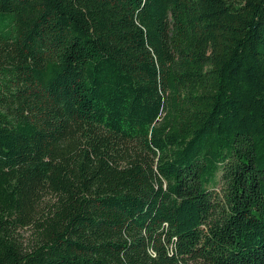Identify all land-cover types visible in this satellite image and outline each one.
<instances>
[{
    "label": "trees",
    "instance_id": "trees-1",
    "mask_svg": "<svg viewBox=\"0 0 264 264\" xmlns=\"http://www.w3.org/2000/svg\"><path fill=\"white\" fill-rule=\"evenodd\" d=\"M196 263L264 264V0H0V264Z\"/></svg>",
    "mask_w": 264,
    "mask_h": 264
},
{
    "label": "rangeland",
    "instance_id": "rangeland-1",
    "mask_svg": "<svg viewBox=\"0 0 264 264\" xmlns=\"http://www.w3.org/2000/svg\"><path fill=\"white\" fill-rule=\"evenodd\" d=\"M216 190H219L218 188ZM21 235H22V240L25 244V246H27L28 244H30L34 238L35 235V231L33 227H27L24 230H21ZM197 264V263H196Z\"/></svg>",
    "mask_w": 264,
    "mask_h": 264
}]
</instances>
